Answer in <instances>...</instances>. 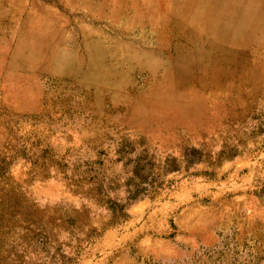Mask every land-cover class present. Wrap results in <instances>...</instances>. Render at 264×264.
Listing matches in <instances>:
<instances>
[{
	"label": "rangeland",
	"instance_id": "374dc122",
	"mask_svg": "<svg viewBox=\"0 0 264 264\" xmlns=\"http://www.w3.org/2000/svg\"><path fill=\"white\" fill-rule=\"evenodd\" d=\"M0 264H264V0H0Z\"/></svg>",
	"mask_w": 264,
	"mask_h": 264
}]
</instances>
